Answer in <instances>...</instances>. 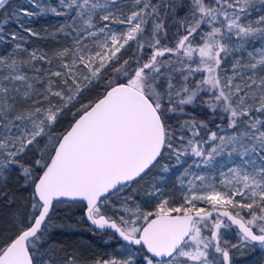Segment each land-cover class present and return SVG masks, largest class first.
I'll return each instance as SVG.
<instances>
[{
	"label": "snow or ice",
	"instance_id": "6c2138e0",
	"mask_svg": "<svg viewBox=\"0 0 264 264\" xmlns=\"http://www.w3.org/2000/svg\"><path fill=\"white\" fill-rule=\"evenodd\" d=\"M28 3L39 11L12 10L24 32L38 35L25 26L35 16L66 17L72 46L52 67L0 26L12 46L0 55V198L14 203L12 179L30 190L0 264H234L233 249L264 250V0ZM61 205L124 255L59 243L72 227L54 220Z\"/></svg>",
	"mask_w": 264,
	"mask_h": 264
},
{
	"label": "trees",
	"instance_id": "16d2710c",
	"mask_svg": "<svg viewBox=\"0 0 264 264\" xmlns=\"http://www.w3.org/2000/svg\"><path fill=\"white\" fill-rule=\"evenodd\" d=\"M4 9H0V20ZM54 21L51 17H38L30 22L32 30L38 33L37 36H30L28 38V46L39 49L46 53L52 63H57L54 53L58 50L68 46L69 43L64 38H54L51 36ZM6 48V45L3 49ZM103 83L98 87H94L90 92H87L83 102H89L98 93H102ZM75 111V109H73ZM73 116L68 113L62 118L61 128L67 127L68 123L72 121ZM8 197L14 203L10 204L8 200L0 198V237L11 235L14 230V221L18 219L17 214L26 215L29 211L27 204L28 189H24L18 180L12 179L9 181V186L6 189ZM106 211H111V208H106ZM54 220L59 223H68L72 227L60 231L55 235V239L62 245L68 247L70 250H76L83 254L84 257H103L114 256L116 249L122 244L117 239L110 238L112 234L102 232L96 228L91 227L85 218V213L80 208H67L61 205L56 208ZM138 262L142 263V256H137Z\"/></svg>",
	"mask_w": 264,
	"mask_h": 264
},
{
	"label": "rangeland",
	"instance_id": "374dc122",
	"mask_svg": "<svg viewBox=\"0 0 264 264\" xmlns=\"http://www.w3.org/2000/svg\"><path fill=\"white\" fill-rule=\"evenodd\" d=\"M37 2L41 5H44V6H57L58 5V0H37ZM129 6L130 5H128V4L122 5V7H124V8H127ZM15 8H23V9H28L30 11H39V9L33 8L32 5H30L28 3V0H9V4L6 6L7 15L4 14L5 10H3L2 18L0 20V26L3 27V30L5 33L15 31V32L20 33V35L24 36L26 42L22 43V47L26 48L28 50V52H31L33 50H39L37 48L28 46V38L30 36L28 35L27 32L23 31V29L17 23L16 18L12 15V10ZM38 17H51L54 21L53 24L55 26L51 32V36L54 38L66 39V41L69 43V45L65 46V47H71L72 46L71 37L66 36L63 32L58 31L59 27L66 23V21H67L66 17H57L55 15H52L51 13H47L44 15L35 16V17L31 18V20L38 18ZM21 18L24 20H27V18H24V17H21ZM31 20H30V22H31ZM30 22H27L25 26L32 29V27L30 26ZM113 27H121V26H113ZM5 45H6V48L3 49V47ZM11 47L12 46L8 45V44H0V55H4L7 51L11 50ZM22 55H26V53H22ZM37 64L40 65V62L38 61ZM56 64L57 63H55V64L52 63L51 66L55 67ZM42 67L48 68L49 65L44 64V65H42ZM173 171L175 172L177 170H173ZM174 178L175 177H173V180H174ZM139 198L140 197H138V199ZM226 238L232 243L236 242V238L232 232L227 233ZM123 255H124V253H123L122 249H120V247L117 248L114 256L121 257ZM136 259H137V257H136ZM137 261H138V259H137ZM233 261H234V264H264V250L260 249L259 246H256L254 248H246V249H243L242 251L237 250V249H233ZM138 264H142V263L138 262Z\"/></svg>",
	"mask_w": 264,
	"mask_h": 264
},
{
	"label": "water",
	"instance_id": "95a60500",
	"mask_svg": "<svg viewBox=\"0 0 264 264\" xmlns=\"http://www.w3.org/2000/svg\"><path fill=\"white\" fill-rule=\"evenodd\" d=\"M85 218H86V215H85ZM86 221H87V223L91 226V227H93V228H95V226H93V225H91V223L86 219ZM122 242V241H121ZM123 243V242H122Z\"/></svg>",
	"mask_w": 264,
	"mask_h": 264
}]
</instances>
